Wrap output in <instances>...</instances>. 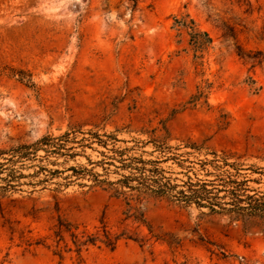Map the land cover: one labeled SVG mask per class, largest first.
Masks as SVG:
<instances>
[{
    "label": "rangeland",
    "instance_id": "1",
    "mask_svg": "<svg viewBox=\"0 0 264 264\" xmlns=\"http://www.w3.org/2000/svg\"><path fill=\"white\" fill-rule=\"evenodd\" d=\"M137 1L131 10L130 0H0V65L24 68L36 83L0 76V151L70 128L118 129V138L129 140L121 147L133 137L167 134L170 145H200L193 159L226 150L236 152L231 160L264 167V0ZM185 15L213 38L201 63L175 26ZM208 82L209 105L206 98L195 108L186 104ZM98 150L78 145L75 156L18 163L0 154V264H264L260 220L231 221L150 196L139 205L159 239H122L114 250L92 246L82 259L73 250L56 254L51 236L59 216L90 230L103 219L114 232L150 237L146 226L124 220L123 196L65 178L71 166L91 168L90 160L103 158ZM37 164L57 175L39 182ZM161 166L184 176L172 161ZM110 168L103 177L117 179ZM250 184L264 190V182Z\"/></svg>",
    "mask_w": 264,
    "mask_h": 264
},
{
    "label": "trees",
    "instance_id": "2",
    "mask_svg": "<svg viewBox=\"0 0 264 264\" xmlns=\"http://www.w3.org/2000/svg\"><path fill=\"white\" fill-rule=\"evenodd\" d=\"M137 3V0H130L128 8L134 10ZM175 26L179 32L185 31L188 34V44L195 60L199 62L198 59L203 58L204 53L212 46V36L207 30H203L193 18H189V15L181 18L175 17ZM238 54L243 58L253 59L250 54L242 51ZM2 75L15 78L28 86L36 85L31 72L21 67L0 65V76ZM210 87V82L205 86H197L196 92L191 95L186 104L195 108L201 104L202 98H206L205 102L209 105V92L207 91ZM118 131L117 129L115 132L100 133L93 130L83 131L70 128L60 135L45 134L32 143H19L0 151L4 159L18 163L27 160L42 161L45 158L49 159L50 156H75L77 153L74 149L78 145L98 150L93 146L94 143L98 144L99 147L104 148V150H98L103 158L90 160L93 165L91 168L71 166L69 170L72 173L65 178L74 176L75 179H86L90 183L82 182V185L100 186L111 192L112 196H123L129 205L124 220H131L138 226H146L150 234V237L141 236L139 232L126 228L121 232H114L103 219L100 225L90 230L87 227L81 228L80 225L73 224L59 216L51 236L56 254L62 256L63 251L73 250L78 258L82 259L83 251L92 246H105L114 250L122 239H131L141 245L153 237L159 239L160 236L154 231L139 205L147 196L166 198L185 207L206 208L207 212L203 213L227 215L231 221H247L254 218L264 224V190L250 184L251 182H264V167L247 166L237 160H231L236 157V152L226 150H213L206 153L204 158L193 159L191 155L201 151L200 145L196 142H188L184 146H173L168 143L167 134L163 137L151 134L148 139L133 137L132 145L121 147L117 145L119 142H129V140L118 138ZM146 133L149 132L146 131ZM166 133H168L167 128ZM150 144L153 149L145 150V147ZM183 147L191 150L180 152ZM40 150H44L45 154L39 155ZM139 150H141L140 153ZM155 153H158L155 158L144 157L145 154L154 155ZM169 161L180 168L177 173L184 175L182 179L167 175V173H175L161 166V163ZM3 164L5 163L0 162L1 166ZM112 165L119 175L115 180L103 177L108 175ZM37 166L39 169L33 175L40 176L44 173V177L39 179V182L52 181L57 175V170L53 171L43 165L37 164ZM97 166H101L103 172L95 171ZM249 173H258L260 176L251 177ZM133 200L136 204H132ZM67 237L70 238L72 246L69 245Z\"/></svg>",
    "mask_w": 264,
    "mask_h": 264
}]
</instances>
